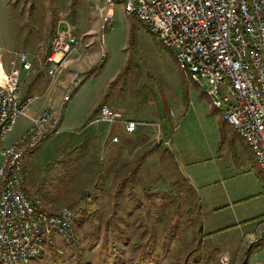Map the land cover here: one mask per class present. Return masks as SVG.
Masks as SVG:
<instances>
[{"label": "rangeland", "instance_id": "rangeland-1", "mask_svg": "<svg viewBox=\"0 0 264 264\" xmlns=\"http://www.w3.org/2000/svg\"><path fill=\"white\" fill-rule=\"evenodd\" d=\"M105 9L103 0H0V57L6 63L15 52L24 51L33 59V71L36 68L45 72L44 56L64 20L69 26H78L74 28L76 31H87L78 36L84 43L93 39V33L97 34V43H87L90 48L82 47L85 51L80 54V62L71 70L79 83L65 97L59 131L43 139L24 161L22 184L28 195L39 196L50 211L69 206L75 216L71 226L73 242L67 243L55 233V240L32 264H183L187 252L194 247H200L196 264L205 260L208 264H264V244L248 245L241 237L244 232L254 230L264 217V179L256 169L250 148L224 125L220 111L211 108L203 87L190 82L187 85L173 50L161 42L157 33L144 21L127 14L121 4L114 6L107 20L103 19ZM77 43H72L71 53ZM100 60L96 68L89 70ZM69 67L67 64L63 68L69 71ZM59 73L53 77L59 78ZM33 76L21 70L23 93L32 88ZM50 80L40 77L34 90L37 87L38 92ZM56 88L51 90L53 109L59 108L69 86L58 82ZM113 90L117 106L135 120L150 124L156 119V107L162 111L165 107L170 109L176 125L169 143L173 157L165 153L166 160L155 166L158 158L152 155L150 176L147 174L153 178L161 172L170 182L176 179L178 169L200 197L201 232L197 230L198 224L191 225L188 231H182L180 226L179 241L170 242L165 237L167 233L162 228L167 214L152 218L155 227L148 217L142 218L148 224L146 237L153 240L152 253L134 251L133 242L142 228L135 225L138 210L132 207L136 201L148 204L154 217L165 209L166 198L162 194L150 195L139 189L131 194L128 188L116 191L114 184L119 178L116 176L114 181V173H110L83 184L92 190L88 200L91 203L79 196L82 180L74 174L78 162L72 158V150L89 138L87 152L103 159L100 145L90 140V132L104 127L103 123L94 129L88 119L96 97L106 98ZM28 124L29 119L20 115L14 128L5 135V143L17 139ZM120 125L116 122L111 127L120 133ZM180 182L178 186L185 189V180ZM172 218L169 215V221ZM123 220L129 224L126 231L121 229L125 225ZM192 235L194 240L187 243Z\"/></svg>", "mask_w": 264, "mask_h": 264}, {"label": "built area", "instance_id": "built-area-1", "mask_svg": "<svg viewBox=\"0 0 264 264\" xmlns=\"http://www.w3.org/2000/svg\"><path fill=\"white\" fill-rule=\"evenodd\" d=\"M103 19L121 4L174 52L175 60L189 82L203 87L212 107L220 111L251 148L264 175V0H103ZM52 37L42 69L51 77L64 67L75 35L66 20ZM1 56V55H0ZM27 52L17 51L8 63L0 57V264H32L44 241L59 233L72 243L73 211L63 206L50 211L39 196L23 187L27 155L47 136L59 131L61 108L44 106L30 114L33 96L20 95V72L33 68ZM20 115L28 117L24 132L5 143ZM120 114L107 102L98 106L93 122H113ZM136 122L128 120L132 131ZM112 141L118 135L111 136ZM264 238V220L242 235L248 245Z\"/></svg>", "mask_w": 264, "mask_h": 264}, {"label": "trees", "instance_id": "trees-1", "mask_svg": "<svg viewBox=\"0 0 264 264\" xmlns=\"http://www.w3.org/2000/svg\"><path fill=\"white\" fill-rule=\"evenodd\" d=\"M32 9L33 8H31L29 11L30 14H31ZM100 62L101 60L96 65L92 66L89 70L96 68L100 64ZM140 90L142 91V89ZM104 100L105 98H102L101 103H103ZM142 100H146V98L143 97ZM161 122L163 125L162 126L163 131H164L163 134L168 139L172 136L173 127H174V122L172 120L170 109L168 107H165L164 111H162ZM86 139L88 140L87 141L84 140L83 142L77 144L72 150V158L74 159V161L78 162V165L76 166V170L74 174L76 175L77 179H79L80 181L82 180V185H80L79 187V190L82 192L81 195H79L81 200L86 198L87 203H91V201H88V200L90 199V196H92V190L87 189L86 185H83L86 181H92L94 180V178L96 179V177L98 179L110 173L111 174L114 173V181L116 180V176H118L117 178H119L116 186L114 184V187L117 188L116 191L124 192V189L128 188L129 189L128 191L132 192L131 194H133L134 191H137V189H139L140 191H143L144 193H147L150 195L152 194L156 195L159 193L160 195L162 194L166 198V202L163 204L164 205L163 207H165V209H161L158 212L159 214L155 215L154 217H152V215L154 214L151 215V207L148 204L145 205V204H140V202H137V201L134 202L132 210H134V207L136 210H138L137 216L135 218L136 219L135 225L138 228L139 227L142 228L140 235L137 236L135 238V242H133L134 251L142 253L144 250L145 251L148 250V252L152 253V250L155 249L153 245V240L148 238V236L146 237V233L148 232L147 230L148 224H146V222L142 219L144 216L148 217V219L151 220V225L155 227L156 222H153L152 218H156L157 216L159 217V215L167 214L165 216V218L168 217L167 222H166V225L163 226L162 229L165 230V232L167 233L165 237L167 241H170V242H173V241L176 242L180 240L179 238H181V236L179 234L180 231L178 230L179 229L178 227L180 226H181L182 231L183 230L188 231L190 230L191 225L198 224L197 230L198 231L200 230L201 232L202 222L200 221V211H201L202 206L200 202V197L197 194L196 188L188 180V178L183 176L180 173V171H178L177 169V174L175 177L176 179H174V181L167 182V179L165 180V178L161 175V172L156 174L153 178H151L149 177L150 171L148 170V165H145L144 167L141 168L142 161L140 158L149 153L150 154L154 153V151L157 149H160V159L161 160L163 161L166 160L167 156L165 155V153H168L170 158L173 157L172 150L168 146H165L163 143L164 138H161V140L158 142H154V141L150 142L146 144L145 147L141 148V151H139L138 154L136 153L133 160L130 161L129 163L130 167L128 168V170L125 168L127 166L126 161L122 162L119 168H116L114 167V160L109 156L102 159L101 157H99V155L98 156L89 155V152H87L89 150V146L87 144L89 141V138H86ZM90 140L92 139L90 138ZM110 151H114V149ZM124 169L129 171L127 175L125 174ZM147 173H149V176ZM83 175H86L87 178L86 176H83ZM180 180L181 181L185 180V183H184L185 189L183 186L181 187L178 186V184L181 183ZM153 185H156L155 188L152 187ZM95 186L97 185H94V187ZM93 195L96 196V193H94ZM114 204H118V201L117 202L114 201ZM142 207L146 208V210L145 209L141 210ZM169 215L174 216V218H172L170 221H169ZM74 217L75 216L73 212L72 222L74 220ZM138 219L140 220V222H138ZM124 220L122 221V224H125V225L122 226L121 229L126 231V229H128L129 227V224H128V221H124ZM72 222H71V226H72ZM115 231L116 230H114V232ZM194 237L195 235H192L191 237H189L187 239V243H192V241L194 240ZM127 238H128V234H127ZM48 239H50L51 240L50 243H52L53 240H55V233L50 234L48 236ZM167 241H165L166 242L165 246L167 249H169ZM256 245L257 246L262 245L261 241L258 242ZM187 246L188 245H186L185 247ZM199 248L194 247L190 249L187 252L186 257L184 258L183 264H196L195 261H198L199 259L198 257L200 253ZM250 248H249V251H250ZM182 249H187V248L183 247ZM173 250H176V249H173ZM248 253L249 252H247V255ZM194 254H197V255L193 256ZM209 256L210 255L208 254L207 257ZM190 258H192V260ZM207 261L208 260H205L206 263L205 262L204 263L208 264ZM244 263H246V261Z\"/></svg>", "mask_w": 264, "mask_h": 264}, {"label": "crops", "instance_id": "crops-1", "mask_svg": "<svg viewBox=\"0 0 264 264\" xmlns=\"http://www.w3.org/2000/svg\"><path fill=\"white\" fill-rule=\"evenodd\" d=\"M60 27H62V26H60ZM76 27H78V26H71V29H72L75 37H76L75 38V43H77V42L78 43L77 44H74L73 52L69 55V57L67 58V60L65 62V65L70 64L69 71H66L65 70L66 68L65 69L62 68L64 70L62 72L59 71L60 73L58 72L59 73V78L57 76L56 77H53V76L49 77L46 74V72H39V70H37L36 68H35L34 71H33V68L29 71V74H33L34 75L33 76V79H32V83H31L32 88L29 89V87H28L27 91H25L24 93L20 90V95L22 97H24V96H26L28 94H30V95L33 96L32 102L30 103V109H29L30 114H36V113H38L40 111V109L42 107H44V106H51L50 105L51 90H55L58 82H62V83L66 84L67 86L70 87V85L72 83V80L75 77H77V76H75L76 74H74V73L71 72V70H73V68H74L73 66L76 65V63H79L80 62V54L82 56V52L85 51V49H83L82 47L87 46V47L90 48L91 45L97 43V41H96L97 40V34H95V33H93V39L90 40L89 42H85L84 43L81 40H78V38L80 37V35L82 37L84 35L83 33H86L87 31L82 32V31H80L81 29L80 30L78 29L76 31V29H74ZM87 43H90L91 45L88 46ZM100 47H101V49H104V43L101 42V40H100ZM33 66H34V63H33ZM58 73H57V75H58ZM112 75H111V77H112ZM183 76L187 79V76L184 73H183ZM40 77H42V78H44V77L51 78V80H50V83L45 82V84L42 86L43 88L40 87L39 90H38V92H36L35 90L38 89L37 87L39 85L37 83H38ZM57 78H58V80L56 81ZM109 79L110 78H108V80ZM106 82H104V83L106 84ZM186 82H187V85L189 86L188 79L186 80ZM35 86H37V87L34 90V87ZM56 89H58V88H56ZM189 91H190V89H189ZM99 94L100 93H98V95ZM100 96L99 97H96L95 101L92 103V105L90 107V109L92 108L91 109L92 110L91 111L92 114L90 115L91 116L90 119L94 116V114L96 113V111L98 109L97 106H99V104L102 101V99H100ZM37 98H40V99L38 100L39 102L35 104V101H36ZM33 102H34V104H33ZM103 102H107L109 105H111L113 109L117 110V112L120 114V116H118L111 123H109V122H102V121L90 123V119H88V123L90 125H93L92 128L95 129V128H97V125L98 124L103 123V126L107 130L106 132H104V127H102V128H99L98 131H92V132H90L91 133L90 134V138L92 140L96 141L97 144L100 145L101 152H103L102 155H104L103 158L109 156V157H111L114 160V167L119 168L121 166V163L124 162V161H126L127 162L126 169H128L129 168V163H130V161L133 160V158L135 157L136 153L138 154V152L141 151V148L145 147L146 144H148L150 142H153V141L154 142H158V141L161 140V138H164V141H163L164 145L169 147V145H170L169 143L171 142L172 136L167 139L164 136V134H163L164 131H163V127H162L163 125H162V122H161L162 110L160 109L159 106L155 108V111L156 112L154 114V117H156V119L155 120H151L150 121V124H147V122H145V121L135 120V119L129 117L128 114L125 113L124 109H120L117 106V103L114 101V90L105 98V100ZM211 108L214 109V107H211ZM221 119H222L224 125H226V127L227 126L230 127V130L234 134V137H237L245 145H247L244 142V140L242 139V137L231 126V124L228 121H226V119L224 120L223 117ZM128 120H133V121L136 122L135 129L132 130V131H127L125 129V122L128 121ZM172 120H173V118H172ZM116 122H120L121 123V125H120L121 132L120 133L116 132L111 127ZM175 126L176 125L174 124L172 135L174 133ZM114 134L115 135H118V140L117 141H112L111 140V136L114 135ZM112 149H114V151H110ZM250 150H251V148H250ZM251 154L253 155L252 150H251ZM152 155L154 157L156 156V158H158V161L157 162H154L153 164L155 166L159 164V166H160V163H161V159H160V149H157V150L154 151V153H151V154L149 153V154L144 155V156H142L140 158L141 161H142L141 162L142 163L141 164V168L144 167L145 165H148V170H149V167H150V159H151V156ZM253 159H254V163H255L256 169L261 173V175H262V177L264 179V175L261 172V170H260V168H259V166H258V164H257V162L255 160L254 155H253ZM263 220H264V217L261 219L260 223ZM254 230H251V231H248V232H244L243 234L252 232ZM242 235H241V237H242ZM50 241L51 240L48 239V238L44 241V243H43V250H44V248L47 245H50ZM261 243H262V245L264 244V238L261 240ZM42 253L43 252H41V254ZM40 255L38 257H40Z\"/></svg>", "mask_w": 264, "mask_h": 264}, {"label": "bare ground", "instance_id": "bare-ground-1", "mask_svg": "<svg viewBox=\"0 0 264 264\" xmlns=\"http://www.w3.org/2000/svg\"><path fill=\"white\" fill-rule=\"evenodd\" d=\"M154 32V31H153ZM155 33V32H154ZM170 48V47H169ZM47 54V53H46ZM45 57V56H44ZM225 120V119H224ZM227 121V120H226ZM255 244V243H254Z\"/></svg>", "mask_w": 264, "mask_h": 264}]
</instances>
